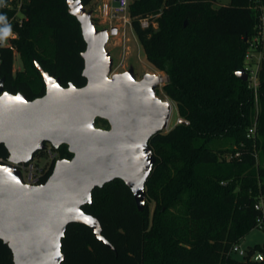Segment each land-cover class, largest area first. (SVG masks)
Returning a JSON list of instances; mask_svg holds the SVG:
<instances>
[{"label":"trees","instance_id":"trees-1","mask_svg":"<svg viewBox=\"0 0 264 264\" xmlns=\"http://www.w3.org/2000/svg\"><path fill=\"white\" fill-rule=\"evenodd\" d=\"M92 1L82 0L85 6ZM216 2L131 0V24L150 64L170 77L162 89L183 121L149 140L157 159L143 211L119 178L96 187L92 203L83 205L115 250L88 225L71 223L62 239V264H264V242L242 258L233 255V247L255 228L260 214L255 204L264 199V62L257 100L249 81L236 75L264 0H230L217 7ZM5 11L0 4V13ZM22 11L26 19L16 27L18 36L9 45L0 43L5 89L30 100L44 95L36 60L63 86L85 85L86 42L67 0H24ZM145 18L148 27L140 23ZM17 53L23 67L15 70ZM51 152L53 157L48 149L34 155L49 156L39 167L38 183L48 179L57 159L73 156L67 144ZM8 157L0 143V163ZM257 252L261 260L253 259ZM0 264H14L2 239Z\"/></svg>","mask_w":264,"mask_h":264},{"label":"water","instance_id":"water-1","mask_svg":"<svg viewBox=\"0 0 264 264\" xmlns=\"http://www.w3.org/2000/svg\"><path fill=\"white\" fill-rule=\"evenodd\" d=\"M67 4L86 42L81 53L86 84L63 86L36 60L46 91L30 100L7 91L6 78L0 77V143L9 152L7 162L0 163V239L11 249L14 264H62V239L71 223L88 225L115 250L99 219L83 205L92 203L96 187L119 178L133 192L138 210L145 209L146 181L157 159L149 140L168 129L172 110V101L157 94L170 77L147 72L137 79L133 65L113 73L106 45L117 27L99 28L82 0ZM236 75L248 80L243 68ZM98 118L109 127H98ZM47 144H67L73 156L57 159L44 183H26L20 166ZM262 258L260 252L253 256Z\"/></svg>","mask_w":264,"mask_h":264},{"label":"rangeland","instance_id":"rangeland-1","mask_svg":"<svg viewBox=\"0 0 264 264\" xmlns=\"http://www.w3.org/2000/svg\"><path fill=\"white\" fill-rule=\"evenodd\" d=\"M230 0H217L215 6L229 3ZM117 4L116 0H93L89 5L86 6L87 10H91L93 14V20L99 28L117 27L118 31L115 34H111L107 42V49L111 52L114 58L113 73L123 72L127 70L131 65L135 67L136 77L140 79L147 72L157 73L163 75L166 78V73L161 70H157L147 59L144 48L131 24L130 15L126 14L128 21L125 22L119 17H111V7ZM3 44L9 43V38H3ZM23 67L22 59L17 53L14 59L15 70ZM164 81L158 88L157 94L162 99L171 100L163 91L162 87L165 84ZM172 101V100H171ZM178 112L176 109V103L172 101V110L169 118L168 129L172 128L179 120ZM98 127L108 128L109 124L97 122ZM167 129V130H168ZM218 142L213 145H217ZM50 156V154H49ZM47 156H40L33 158L31 165L25 167L24 175L28 176L31 172L36 175L44 163L48 161ZM37 164L39 165L37 167ZM264 242V230L257 227L253 228L248 232L238 243L241 249L247 250L251 246L256 244H262ZM233 255L238 258H242L243 255L234 252Z\"/></svg>","mask_w":264,"mask_h":264},{"label":"built area","instance_id":"built-area-1","mask_svg":"<svg viewBox=\"0 0 264 264\" xmlns=\"http://www.w3.org/2000/svg\"><path fill=\"white\" fill-rule=\"evenodd\" d=\"M117 4L111 7V17H119L123 19L125 22L128 21V17L126 14H129V6L131 0H116ZM24 0H4L2 2V6L7 11L0 13V16L5 17L3 21H0V29L4 27L10 28V34L7 36L9 38V45L11 43V39L16 38L18 36V32L16 27H20L23 25L26 16L22 11V4ZM140 23L143 27H148L150 25V21L145 18L141 19ZM155 25V24H154ZM3 38L0 36V43L3 44ZM248 47L246 50L244 66L242 67L247 75L248 81L250 83L251 88L255 93V97L257 100L258 88L260 83V69L264 62V7L261 6L260 14L258 17V21L255 26L254 33L247 37ZM5 45V44H4ZM255 124L249 128L247 136L250 137L255 133ZM48 152L50 157H53L51 152L52 146L47 144ZM31 165V163L22 164L20 167L23 170V178L26 183H38L39 173L33 175L31 172L28 176L24 175L25 169L23 166ZM255 207L260 210V214L256 218L255 227L264 230V199L261 198L256 204ZM233 251L239 252L244 255L245 250L241 249L239 245H235L233 247Z\"/></svg>","mask_w":264,"mask_h":264},{"label":"clouds","instance_id":"clouds-1","mask_svg":"<svg viewBox=\"0 0 264 264\" xmlns=\"http://www.w3.org/2000/svg\"><path fill=\"white\" fill-rule=\"evenodd\" d=\"M3 0H0V4H2ZM5 19V17L0 16V21H3ZM10 34V28L8 27H4L2 29H0V36L2 37H7Z\"/></svg>","mask_w":264,"mask_h":264},{"label":"flooded vegetation","instance_id":"flooded-vegetation-1","mask_svg":"<svg viewBox=\"0 0 264 264\" xmlns=\"http://www.w3.org/2000/svg\"><path fill=\"white\" fill-rule=\"evenodd\" d=\"M25 167H27L26 165L25 166H23V168H25Z\"/></svg>","mask_w":264,"mask_h":264}]
</instances>
